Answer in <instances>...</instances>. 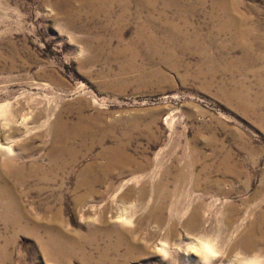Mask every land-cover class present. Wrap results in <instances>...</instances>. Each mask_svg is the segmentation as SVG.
Listing matches in <instances>:
<instances>
[{
	"label": "rangeland",
	"instance_id": "1",
	"mask_svg": "<svg viewBox=\"0 0 264 264\" xmlns=\"http://www.w3.org/2000/svg\"><path fill=\"white\" fill-rule=\"evenodd\" d=\"M152 1L154 9L144 8L140 18L137 0H130L131 14L114 23L123 0L111 21L93 15L98 0H0V182L14 183L12 167L22 164L28 179L15 188L22 207L35 215L46 206L60 209L48 219L58 225L34 234L0 220V264H82L79 246L66 243L76 255L60 261L55 255L63 249L48 242L50 235L76 240L79 233L93 260L264 264V0ZM149 16L162 52L142 43L116 54ZM80 111L113 123L117 139L127 134L129 154L145 168L116 167L97 185L102 193L77 199L84 192L76 187L78 173L100 146L52 181L31 171L35 161L48 160V123L61 116L72 124ZM168 167L170 194L153 213L178 220L176 228L139 222L154 194L139 200L131 188L160 180ZM180 168L188 177L176 182ZM197 204L196 228L186 230L179 222ZM104 208L122 230L93 228ZM249 228L252 243L243 245ZM119 234L125 239L115 249Z\"/></svg>",
	"mask_w": 264,
	"mask_h": 264
},
{
	"label": "bare ground",
	"instance_id": "2",
	"mask_svg": "<svg viewBox=\"0 0 264 264\" xmlns=\"http://www.w3.org/2000/svg\"><path fill=\"white\" fill-rule=\"evenodd\" d=\"M116 1L120 2L121 0H98L99 5H93L92 7L93 15L97 16L99 14H104L111 21L113 7ZM123 2L125 3V6L122 8L118 16H116L117 20L111 22L117 23L118 21L120 22V20L123 21L125 17H128L131 14V11L129 10L130 0H123ZM147 7L150 10L154 9V3L152 0H137V11L134 15H136V17H140V15L142 14L140 13V11ZM229 15L231 17L234 16L232 13H229ZM145 19L147 20V22L146 20L141 22V26L136 32L135 37L131 39L128 45L120 44V46L115 50L116 54H121V52L123 54L124 50L126 51L131 47H140V44L142 43H144L145 48L150 51L156 53L162 52V40L158 39L155 36L152 31V28L154 27L150 25L151 16ZM229 24L232 25V22H229ZM121 37L122 32L119 31L118 40L122 43ZM166 37L168 39V43L174 47L176 37L173 36V33H168ZM87 59L89 60L88 62H90L94 61L95 57H89ZM113 128V123L103 124V122L100 121L98 117L86 114L83 111H80L78 119L72 124H69L68 121L63 119L61 116H57L55 120L48 123V133L46 134L50 142V147L46 151V156L48 160L46 163L44 161H35L34 164H32L31 174L37 179H39L41 182L49 181L52 179L51 177L57 176L59 174L64 175L68 172V169L73 167V165L75 164L74 161L76 162L79 156H81L82 154L85 155L89 151H92V149L96 145L100 146L101 151L97 154L94 161L88 163L78 173L76 187L78 189H83L84 192L78 194L77 199H82L88 196L102 193V191L98 189L97 185L105 183V180L112 178L114 169L116 167L132 166L131 168L133 171L143 170L145 168V164L141 163L139 160L134 158L131 154H129L127 150L128 141L123 140L127 137V134H124L125 136L123 138L117 139L115 135L112 134ZM108 139L111 140L110 144H107V142L109 143ZM81 149L84 150V153L81 152ZM12 169L13 175L15 176V182L12 183L10 179L3 181V183L0 182V220L6 223L7 225L13 226L18 229H25L32 234H34L38 228H47V231H49V228H53L54 225H58L56 222H52L48 219L50 217L56 216V214L59 213V208L58 210L53 211L52 207L46 206L44 207V210L41 214L35 215L36 213H33L32 211L26 210L22 207V204L16 197L15 188L18 185H23L24 182L28 179V177L24 174V165H15L12 167ZM228 169H230V167L226 168V170ZM169 174H171V171L168 167L163 172V178L161 177L160 180L155 182L142 183L137 188H131L132 190L137 192L139 200H142V198L145 197L147 194H154V202H152V204L149 206V209L147 210L148 212L146 213L145 217L142 216V219L140 218L139 222H143L146 219H151L152 221L157 222L161 226L162 224H166L168 228H176L178 220H174V222L166 221L163 217L161 218L160 216H157L153 213L155 208L162 209V206L164 204V198H166L170 194V190H168V181L166 180V177ZM173 177L176 182H182L183 180L187 179L188 175L180 168L177 174ZM1 178L2 177H0V180ZM159 203L161 205H159ZM105 210V208L102 209V211L100 212V223L96 224L93 228H105L108 233L112 230V228H119L120 230H122L121 228L124 227L118 225L114 226L110 224V219L106 218L104 214ZM200 213V205H194L189 216L183 221L181 220V222L179 223H181V226L186 230H192L193 228H196L195 220L197 216L200 215ZM121 215L123 216L124 214ZM60 224L59 227L62 228V224ZM138 228L139 226L134 227L135 230H138ZM251 228H249V230L246 231L241 238V240L243 241V245H248L252 243L251 240L253 239L254 229L251 230ZM151 234L152 233H149V235ZM50 236L51 237H48V242H51V244H54L58 248L63 249L62 253L58 252L55 255V257L60 261L66 260V253H69L68 256L76 255L72 254L73 252L71 251L74 246L69 247L66 245V243L71 242L72 244H75L80 247V251L77 253V255L80 256V261L82 260V264H91V262L93 261H95V264H128V259L126 257L119 258L116 256V258L112 257L107 260L103 256H99V259L97 258V260H93L91 256L85 253L83 248L84 245L78 243V241L80 240L79 238L82 237L80 233L78 234V236L76 235V240H72L62 236H60L59 238H53L52 235ZM92 238L93 236L90 235L89 238H87V241L91 242ZM124 239L125 237L122 234H119L118 241L114 245V248L117 249ZM131 241L132 243L130 244L135 243L134 240ZM200 244H197L195 246L199 245L198 248L200 250L201 248L204 249L205 247ZM160 246L162 249V243H160ZM129 247L130 249H132L131 245Z\"/></svg>",
	"mask_w": 264,
	"mask_h": 264
}]
</instances>
